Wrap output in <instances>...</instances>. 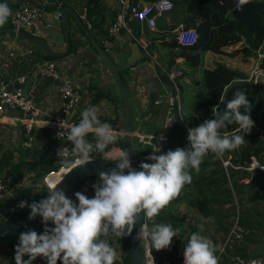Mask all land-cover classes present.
<instances>
[{"label":"clouds","instance_id":"clouds-1","mask_svg":"<svg viewBox=\"0 0 264 264\" xmlns=\"http://www.w3.org/2000/svg\"><path fill=\"white\" fill-rule=\"evenodd\" d=\"M246 2L238 0L237 9ZM11 15L8 4L0 3V26ZM230 86H226L225 92ZM220 102L224 103L223 95ZM250 104L247 94L236 90L223 111L218 110V105L213 106L214 119H206L199 126L188 129L187 147L156 155L161 149L153 143V154L146 159L154 163L141 162V170L132 167L127 150L105 151L116 143L121 133L99 120L95 106L81 112L78 124L61 121V128L66 130L62 133L73 145L71 149L61 147L57 150L64 168L76 169L88 164L94 152L102 154L106 161H114L115 167L97 173L92 198L78 191L74 193V201L58 188L60 183H52L47 185L49 191L45 198L31 204L21 201L18 207L30 209L29 220L37 216L42 218L44 231L38 234L29 229L20 234L15 246V264H33L37 257L44 258L46 264H57L58 260L62 264H114L116 250L102 237L130 236L141 213L152 222L151 227L143 222L136 233L135 239L141 242L142 249H168L177 230L171 224L155 223L154 217L179 196L186 184L192 183L191 172H200V165L209 153L215 159H222L226 152L238 150L245 144V135L254 126ZM172 122L169 120L164 128ZM233 123L239 126L235 131H221ZM90 133L95 143L87 139ZM49 222L54 227H49ZM197 227L198 231L190 234L184 246V264H218L219 246L202 234L203 223ZM26 255L28 259H24Z\"/></svg>","mask_w":264,"mask_h":264},{"label":"trees","instance_id":"trees-1","mask_svg":"<svg viewBox=\"0 0 264 264\" xmlns=\"http://www.w3.org/2000/svg\"><path fill=\"white\" fill-rule=\"evenodd\" d=\"M51 1L57 4L58 10L66 4H78L81 7V12H83V22L85 26L92 29V32L94 28L96 29L95 31H99L101 34L100 41L105 36L106 24L114 19L117 11V9H109L105 5V0ZM151 1L152 0H131L132 3L138 4V6L148 4ZM171 1L173 5L169 10V23L166 24L165 29L174 30V32L166 39H153L151 41H160L163 46L167 47L168 68L176 64L173 60L175 55L182 56V63L186 65L195 67L200 65L202 61L205 63L201 68L199 78L194 76L195 69L189 72L182 70L176 73L175 80L180 90V100L182 104L181 117L183 121L179 119L175 121L168 138L159 147L161 151L155 154H166L169 150L174 151L178 147H187L188 130L185 127H197L206 119H214L211 111L213 106L218 105V110L223 111L226 107V103L233 98L234 92L238 89L247 94L251 102L250 107L252 108L250 116L254 121V126L251 131L245 135L246 142L244 145L238 150L226 152L222 159H215L213 154L209 153L200 165V172L196 173L194 170L191 172L193 177L192 183L186 184L179 196L162 209L158 216L154 217L155 223L171 224L173 228L177 230V236L173 237L171 246L169 247L170 251H174L177 250L179 246V237L184 233L181 223L183 213L178 214L179 211L176 209L177 204L183 202L186 206L201 213L203 216H212L216 213V211L212 210L211 204H215L216 206L228 204L230 207H233L234 204H242L244 200H247L246 195L254 191L257 187L256 184L249 185L248 182H243L241 180L242 178L250 177L252 172L258 169L257 167H250L252 158L259 165L263 166V168H259V172L264 178V0H247L239 9L236 7L238 0ZM0 3H7L11 9L20 3L40 5L41 0H0ZM9 25L7 21L3 26ZM180 28H193L195 31L194 39L189 43L178 42L175 38L176 30ZM165 29L163 28V30ZM78 31L82 33L81 30L78 29ZM156 31L161 32V29L157 28ZM236 43L238 45H235ZM174 48H178V50L174 51ZM204 52H207L208 56L202 60ZM31 54L33 55L32 59L24 63V68L28 65L51 58L43 55L33 46ZM237 58L246 59V61L252 58L255 62L253 69L257 72L256 76H259L262 81H257V79H255L256 81L254 82L252 78H249V74L246 72L247 70H244L241 64H234V59L237 60ZM157 71L161 79L169 84L166 74L168 70L164 69V71H162L157 67ZM185 72L186 75H188V82L183 80ZM228 85L231 86L227 87V91L225 92V88ZM187 86L192 87L190 97L186 91ZM221 95H223L224 103L220 102ZM241 112H244L243 107L241 108ZM74 116H77V114L71 116L72 122L74 120V122L79 123L80 120ZM111 123L115 124L116 118L113 117ZM238 127L237 124L233 123L229 124L227 128L221 131L231 133ZM59 145V140L49 136V144L40 162L32 166L34 175L39 176V180H35V183H39L40 178L45 173L57 168L58 162L54 163V161L49 158V154H54ZM144 148L145 147H143L141 151L149 155L153 154V152L149 153L147 150H144ZM10 157L11 153L9 150L1 152L0 170L5 174H13V181L19 176V173L25 169H15L17 168V163L9 165ZM99 157L103 158V155H99ZM223 159H227L230 164L228 163L223 166L221 163ZM147 163H154V161L149 160ZM209 169H211V171H209ZM95 176L97 175L90 177ZM78 184L66 195L68 198H70L73 190ZM45 194L46 187L43 185L39 186L31 198L26 201L29 204L33 201L38 202ZM242 195H244L243 198L240 197ZM259 201L258 199H253L249 201V203L259 204ZM259 205L261 207L260 209L254 207V209L257 210V215L261 217V219H257L256 222H261V224L264 225V205ZM28 210V207H17L6 219L16 217ZM221 217L222 216H219L218 220H220ZM144 223H148L151 227L152 222L146 217H144ZM246 226L249 227L250 224H246ZM42 227H44V225H41L35 230L38 231ZM191 233L192 232H190L189 235ZM18 238L19 237L6 241V243H11L18 240ZM115 238L122 242L121 251L123 260L127 264L128 251L124 238ZM180 247L184 249V245H180ZM152 251L155 252L157 256L161 255V250L157 251L153 249Z\"/></svg>","mask_w":264,"mask_h":264},{"label":"crops","instance_id":"crops-1","mask_svg":"<svg viewBox=\"0 0 264 264\" xmlns=\"http://www.w3.org/2000/svg\"><path fill=\"white\" fill-rule=\"evenodd\" d=\"M40 5L43 13L35 20L32 28L36 34L43 36L47 40L48 45L52 50L60 51L64 48V44L61 24L58 17L59 10L56 6L57 4L51 0H41ZM66 5L70 6L72 10L83 19V12H81V7L78 4L70 3ZM105 5L109 9H117L116 0H105ZM163 16L166 24L169 23V16L167 13ZM128 20L133 19L129 18ZM134 24H136L139 31H141V22L134 21ZM67 25L70 41L68 52L61 56L55 58L51 57L49 59L53 60L63 77L69 79L80 93V100L75 106V109L71 110L70 115L77 114V116L74 117L80 120L81 112L84 109L95 106L98 109L97 115L99 120L102 123L107 122L111 124L113 129L120 133L122 130L123 113L119 109L120 98L118 97V94L115 95L114 87H116V85L112 75L100 60L92 45L88 43L89 41L87 42V38L84 34L78 31L79 28L71 15H68ZM95 30L96 29L94 28L92 35L102 46V42L100 41L101 34L99 31ZM161 32L164 33L162 38L166 39L172 35L174 30L161 29ZM130 38L129 27L126 26L124 32H121V28L119 29L118 36L114 39L112 45L114 49L110 53L115 60L122 61L123 56L127 53L125 43ZM146 42L147 47L152 43V41L148 40H146ZM155 42L158 43V45H153V51L149 50V53L146 48V54L149 55L146 59L142 58L134 66L124 70L126 80H123L133 111L136 115L135 121L137 122L134 125L138 126L136 132H144L148 134H153L158 130L164 114V101L160 104H154L153 99L157 93L164 92L168 87L167 83L158 75L157 67L162 71H164V69L168 70L167 73H170L177 71V67H180L182 71V65H184V63H182L183 57L175 55L173 60L176 64L168 68V49L166 46H163L160 41ZM9 43H12L13 46L9 47ZM9 49L13 50V55H8L6 53ZM177 50L178 48H174V51ZM31 51L32 46L26 39L9 32L0 33V52L3 56L0 57V78L6 79L10 86L17 85L15 77L19 75L24 76V81L22 83L24 88L30 82L34 83L35 90L33 101L36 108L31 130L27 134L25 133L23 126L24 120L19 112L16 110H4L0 113V154L4 150H9L11 153L9 165L17 163L18 165L15 169H25L12 181L8 191L0 197V221L6 219L18 207L21 201L30 199L38 189L36 184L38 182L35 183V180H37L39 176L34 175L32 166L33 164H38V162H40L42 155L49 144L51 128L54 126L55 120L60 113L61 103L57 92L58 81L48 76L39 75L37 73L36 63L28 65L25 68L23 67L24 63L32 59L33 55L31 54ZM120 53L122 55H120ZM207 56V52H204L202 60L207 58ZM3 62H5V65L2 64ZM204 63L205 62L202 61V65ZM191 70L192 69H186L183 71L189 72ZM186 72V77L184 76L183 80L188 82L189 79ZM195 74H198L197 69L194 71V76ZM187 89L189 90L190 87L187 86ZM113 117L116 118L115 124L111 123ZM141 120L154 123L153 130L141 129ZM73 124L78 123L73 120ZM135 133L134 139L136 140ZM87 139L89 141L94 140L93 134H88ZM72 147L73 145L70 142V148ZM49 158L52 159L54 163L59 162L57 149L54 154H49ZM10 175L13 178L14 175ZM56 177L57 175L54 176L53 179ZM97 181L98 176L85 178L75 187L70 199L75 201L76 198L74 193L78 191L82 192L89 198L94 197L92 185ZM252 208L254 209V207ZM250 215H252V218L257 216L253 211ZM48 226L54 227V224L50 222ZM227 228L225 230V228L220 227V233L214 238L215 245L220 246ZM43 231L44 227L38 230L37 233L42 234ZM263 231L264 227H245L243 237L234 244V250L243 255H264ZM114 238L115 236L112 237L113 241ZM118 242L120 243V246H122V242L120 240H118ZM17 244L18 240L11 243H0V264H15L14 255L15 246ZM114 247H116L115 244ZM180 250L183 251L181 247ZM227 251L228 250L219 254L218 264H230ZM24 259H28V256L26 255ZM33 264H46V260L42 257H37V259L33 261ZM57 264H62V262L58 260Z\"/></svg>","mask_w":264,"mask_h":264},{"label":"built area","instance_id":"built-area-1","mask_svg":"<svg viewBox=\"0 0 264 264\" xmlns=\"http://www.w3.org/2000/svg\"><path fill=\"white\" fill-rule=\"evenodd\" d=\"M116 4L117 11L115 17L105 26V36L101 40L102 47L105 50H108L113 45L114 39L118 36L119 29L122 27L126 28V18H131L137 22L145 20V24L148 28L156 30L157 17L164 14L166 11H169L173 5L171 0H152L150 3L142 6H138V4L132 3L131 0H116ZM11 11L12 15L8 19L10 26L20 27L24 30H29L35 20L38 19L43 13L41 5L28 3H20L11 8ZM130 36L137 39L144 52L147 53V42L143 40L140 35L135 36L130 33ZM194 37L195 31L193 28H180L176 30L175 38L180 43H189L194 39ZM8 46L11 47L13 46V44L9 43ZM6 53L8 55H13L14 52L12 49H9L6 51ZM0 57H3L1 52ZM2 64L5 65V62H3ZM36 64L37 73L39 75L48 76L58 81L57 92L61 106L60 113L55 120L54 126L51 128V136L60 141L58 149H60L61 147H68L69 149H71L70 142L67 141L65 135L62 133L66 130L61 128L60 122L67 121L68 124H73L70 112L72 109H75V106L78 104L80 100V93L69 79L63 77L53 60L46 59ZM177 72L180 71L166 73L169 80V84H167L168 87L164 90V92L157 93L153 99L154 104H160L162 101H164V114L158 130L153 134L144 132L135 133V142L138 146V151L136 153L138 170H141L139 168L141 162L147 163L149 161L148 159H146L149 154L144 153L143 151H141V149L147 146V151L149 153H152V144L154 143L158 147H160L168 138L175 121L178 119L183 121L181 117L182 104L180 100V90L175 80V75ZM15 79L17 85L10 86L6 79L0 78V113L4 110H16L17 112H19L20 116L24 120L23 126L25 133L27 134L31 130L33 116L36 110L33 101L35 84L30 82L24 88L22 86L24 76L19 75L16 76ZM169 120H173L172 124L164 128ZM185 128L188 130L189 128L195 127L186 126ZM91 142L95 143L94 140H92ZM122 149L123 148L121 147L118 139L115 144L109 145V147L105 151H119ZM92 155V158H95L99 157V155L102 154L94 152ZM58 161L59 162L56 169L50 170L42 176L40 182L37 184L38 188L42 185L48 188V184L55 183L56 180L59 179L68 170V168L63 167L59 157ZM221 163L223 166H225L229 162L227 159H223L221 160ZM250 167L263 168V166L255 162L253 158L252 162L250 163ZM56 175L57 177L53 179V177ZM241 180L243 182H248L249 177L242 178ZM11 183V175L5 174L2 170H0V197L8 191ZM243 233L244 227L239 222L238 217H233L218 248L217 256L228 250L227 252L230 264H264V255L262 254L243 255L234 250L235 242L243 237ZM112 237L113 236H109L107 238L102 237V239H107L109 244L116 250L117 260L114 264H126L123 260L120 243L116 238H114V242ZM114 244L116 247H114ZM144 250V264H184L183 251L179 249L177 251H170V248L163 249L161 250L160 256H157L155 252L147 248H144Z\"/></svg>","mask_w":264,"mask_h":264},{"label":"water","instance_id":"water-1","mask_svg":"<svg viewBox=\"0 0 264 264\" xmlns=\"http://www.w3.org/2000/svg\"><path fill=\"white\" fill-rule=\"evenodd\" d=\"M68 15H71V17L74 19L77 27L87 38V40L99 56L100 60L104 63V65L108 68L112 75L119 93V109L123 113V123L119 142L121 147L130 153L132 167L138 170L136 154L138 151V146L136 145L134 139V133L137 131L138 126H133L136 120V115L133 111L128 92L121 78V71L123 69L134 66L142 59V56L144 55V50L140 46L137 39L131 37L126 41L125 46L127 53L125 54V56H123L122 61H117L108 54L107 50H105L97 40H95L92 35V29L87 28L83 22L82 17L76 14L68 5L62 6L58 14L64 44V48L60 51L52 50L48 45L47 40L43 36L36 34L32 27L29 30H24L20 27H14L10 25L2 26L0 27V33L9 32L11 34L20 36L26 39L31 44V46L39 50L43 55L54 58L66 54L69 50V30L67 25ZM140 26V36L145 41L160 39L164 36V33L148 28L145 24V20L141 21ZM120 55L122 54L120 53ZM111 167H115L114 161H106L102 157H95L92 158L91 162L84 166H80L76 169L68 168V170L59 179H57L55 183H60L58 185V188H62L67 195L72 191L74 186L83 179L93 175H97L99 171H105ZM248 183L249 185L256 184L257 187L254 191L246 195V199H258L264 203V178L261 176L259 168L255 169L254 172H252L249 177ZM48 191L49 189L46 188V194L41 199L45 198V196L48 194ZM29 215L30 209L16 217L0 221V243L17 238L21 233L26 232L29 229L35 230L43 225L41 217L37 216L34 220H29ZM140 217L141 219L135 225L132 234L130 236L123 237L128 251V264H144L145 250L142 249L141 242L135 239L140 225L144 222L143 213L140 214Z\"/></svg>","mask_w":264,"mask_h":264},{"label":"rangeland","instance_id":"rangeland-1","mask_svg":"<svg viewBox=\"0 0 264 264\" xmlns=\"http://www.w3.org/2000/svg\"><path fill=\"white\" fill-rule=\"evenodd\" d=\"M166 13L169 16L170 12L166 11L164 14H166ZM164 14L158 16L157 19H156V26H157L158 29L159 28L160 29H163V28L165 29V27H166V22H165L164 16H163ZM128 19L129 18H126V22H127V27H129V29H130V33L134 34V35H140V31L138 29V26L136 24H134L133 20H128ZM121 32H124V28L123 27L121 28ZM153 45H158V43H156L155 41H152V43L149 44L148 47H147L148 52H149V50L150 51L154 50ZM235 45H238V44L236 43ZM110 48L107 50L109 55L112 52V50L114 49V47H112L111 50H110ZM145 55H147V56H145ZM148 56L149 55L144 52V55L142 56V58L146 59V57H148ZM251 62H252V64H251ZM234 64H238V65L241 64V66L244 67L243 69L247 70L246 72H248L249 78H252L254 82L256 81L255 79H257V81L261 80L259 78V76H256L257 72L253 69V67L255 65V62L253 61L252 58H249V61H246V59L237 58V60L234 59ZM202 67H203L202 63L200 65H198V66H195V67L194 66H190V65H186V64L182 65V69L183 70H186V69H195L196 70L197 69L198 74L197 75L195 74V76L197 78L200 77V73H201V68ZM176 69H177V71H181L180 67H177ZM124 70L125 69H123L121 71V76H122L123 80L125 81L126 80V75L124 74ZM114 88H115V95L118 94V97H119V93H118L117 87H114ZM186 91L188 93V96L190 97V95L192 93V87H190L189 90L186 89ZM136 122L137 121L134 122L133 126L136 124ZM140 128L141 129L153 130L154 123H149L148 121L141 120ZM145 148H144V150H147V146H145ZM243 196L244 195H242L240 197L243 198ZM249 201H251V200H244L242 202V204H239V205L234 204L233 207H230L228 204L219 205V206H216L215 204H213V205L211 204L212 210L216 211V213H214V215H212V216H203L201 213L196 212L194 209L189 208L188 206H186L183 202L177 204L176 205V209L179 211L178 214L183 213V217L181 219V223H182L183 229H184V233L178 239L179 240V243H178L179 246L177 247V250L178 249L180 250V245H184L185 246L188 238L190 237L189 233L198 231V227L197 226L199 224H201V223H203V225H204V230H203L202 234L205 235L206 237H208L214 244H216L214 238L216 237L217 234L220 233V227L227 228L229 226V224H230V221L235 216L238 217L239 222L241 221L240 223L242 224V226L244 228L247 227L246 224H250L249 227H257V228L264 227V225L261 224V222H259V223L256 222V220L259 219V218L261 219V217H259L257 215V210L252 208V207H255L257 209H260L261 207H260L259 204L264 205V203L262 201H259V204H251V203H249ZM252 211H253V213L255 215H257L255 217L257 219L252 218L253 214L250 215L252 213ZM219 216H222L221 219H220L221 221L218 220ZM209 217H211L212 219L209 220L208 219ZM246 219L248 220V222H247ZM218 221H220L221 224ZM263 233H264V231H263ZM127 264H128V261H127Z\"/></svg>","mask_w":264,"mask_h":264}]
</instances>
